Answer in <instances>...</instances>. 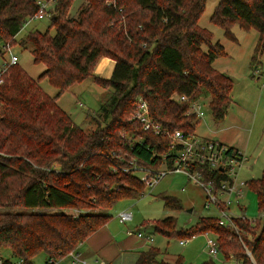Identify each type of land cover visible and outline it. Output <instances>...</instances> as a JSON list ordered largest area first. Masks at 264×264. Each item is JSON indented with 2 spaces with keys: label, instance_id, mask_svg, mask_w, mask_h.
<instances>
[{
  "label": "trees",
  "instance_id": "obj_1",
  "mask_svg": "<svg viewBox=\"0 0 264 264\" xmlns=\"http://www.w3.org/2000/svg\"><path fill=\"white\" fill-rule=\"evenodd\" d=\"M46 1L54 2L46 13L49 29L30 30L18 40L25 23L39 13L38 0H0V57L6 45L28 44L34 64L45 67L35 79L14 65L0 85L2 264H35L41 254L47 263L63 260L110 222L109 211L117 202L146 195L134 165L159 170L171 141L132 120L139 99L148 103L152 118L169 133L179 129L186 137L196 135L200 122L190 113L191 103L209 100L213 118L220 122L233 102L232 79L213 66L227 55L225 48L199 25L208 0H80L74 14L70 11L75 0ZM211 22L232 41H237L232 31L236 25L257 30L259 41L250 66L260 63L264 0H219ZM104 57L116 62L106 81L95 75ZM87 79L109 91L91 115L94 125L88 131L58 104L65 92ZM44 80L56 95L44 90ZM175 95L190 102L180 104ZM197 169L208 178L222 176L205 165ZM247 184L257 194L264 216V174ZM161 198L168 209L183 208L173 196ZM258 224L235 218V228L225 227L212 216L181 230L169 217L155 222L154 231L180 241L211 234L227 263L264 264V222L257 232ZM160 256L159 249L150 248L135 264H185L182 256L174 263Z\"/></svg>",
  "mask_w": 264,
  "mask_h": 264
},
{
  "label": "rangeland",
  "instance_id": "obj_2",
  "mask_svg": "<svg viewBox=\"0 0 264 264\" xmlns=\"http://www.w3.org/2000/svg\"><path fill=\"white\" fill-rule=\"evenodd\" d=\"M218 1L208 0L206 2L205 11L199 25L213 32L214 42H219L225 48L227 55L216 59L213 66L232 79L233 102L227 117L223 121L216 122L209 107V100L203 101L204 116L199 120L195 133L199 138L222 141L237 148L248 160L244 163V170L241 174L242 179L245 181L258 180L264 174V53L260 63L255 67H251V59L259 41L258 31L255 29L244 30L236 25L232 31L237 41H232L225 37L222 29L213 25L211 17ZM80 3V0H75L70 14L77 11ZM50 24L51 20L47 17L42 20H34L23 28L18 40L24 38L30 30L46 32ZM50 33L55 35V30L51 29ZM26 47L17 45V47L12 48V52L19 58V67H22L29 76L36 79L42 74L45 67L34 64L32 48L28 44ZM4 57L6 56L4 55ZM4 57H0V65ZM41 86L49 95H56L57 90L47 80L42 81ZM78 89H81V93L76 91V98L71 92H65L62 98L67 113L74 118L78 126L88 131L94 125L93 122L90 123L91 115L100 108V104L104 100H107L109 91L97 86L92 79H88ZM137 176L143 178L144 175L137 172ZM204 191L199 186L190 183L183 175H168L152 193L147 191L146 195L141 198L123 199L117 202L109 211L112 217L109 224L115 231L135 233L138 229H141L145 232L154 233L155 242L153 246L160 250L161 260L166 257L171 259L182 256L185 264H203L209 260H214L219 264H235L231 261L227 263L221 253L216 258L208 255L204 234H198L189 239L188 243L183 246L178 237L168 239L163 234L154 231L155 222L169 217L175 218L177 221L176 229L181 230L192 229L201 217H217L218 213L214 208L210 210L205 208L206 195ZM163 195H170L181 200L183 208L181 210L166 208L161 198ZM242 205L245 208L244 210H240L235 206L231 208L233 216H245L253 223H260L261 225L258 224L255 228L258 232L264 222V216L258 208L257 194L247 189ZM24 211L32 213L39 210L26 209ZM125 211L132 213L133 219L124 225L120 223L117 217ZM65 212L77 214L74 210ZM163 227L168 228L165 225ZM46 258L45 254H41L37 259L35 258V261L41 263ZM125 259L122 260V263L130 264V260L127 259L126 263Z\"/></svg>",
  "mask_w": 264,
  "mask_h": 264
},
{
  "label": "built area",
  "instance_id": "obj_3",
  "mask_svg": "<svg viewBox=\"0 0 264 264\" xmlns=\"http://www.w3.org/2000/svg\"><path fill=\"white\" fill-rule=\"evenodd\" d=\"M37 4L40 8L39 13L30 18L24 27L34 20L46 18V13L52 8L54 2L38 0ZM4 50L6 57L3 56V62L0 65V85L4 83L8 69L19 64V58L12 52V47L6 45ZM174 99L180 104L190 102L186 96L175 95ZM202 103L196 101L190 104V113L195 114L199 119L204 116ZM132 120L140 124L144 131H149L156 136L164 135L171 141L170 152L163 156L162 166L159 170L134 165L136 174L141 172L144 175L140 179L145 183L146 192L152 193L168 175H183L190 183L205 190V208L215 209L221 226L235 228V218L247 219L245 216H233L231 211L233 206L240 210L245 209L242 200L248 189L247 181L243 180L241 175L244 163L248 160L239 150H231L228 145L207 138H199L196 135L186 137L179 129L169 133L152 118L149 105L143 99L138 100ZM199 165L208 166L211 171L218 170L222 176L208 178L197 169ZM117 218L121 224H126L133 219V215L125 211L120 213ZM138 237L147 238L149 242L153 241L152 236L146 237L143 233H138ZM180 243L184 245L185 241H180ZM205 247L211 257L216 258L220 254L216 237L211 234H206ZM65 259H68L69 262L65 263ZM65 259L46 264H87V261L83 260L78 252H71ZM2 262L3 257L0 252V264Z\"/></svg>",
  "mask_w": 264,
  "mask_h": 264
},
{
  "label": "crops",
  "instance_id": "obj_4",
  "mask_svg": "<svg viewBox=\"0 0 264 264\" xmlns=\"http://www.w3.org/2000/svg\"><path fill=\"white\" fill-rule=\"evenodd\" d=\"M115 66H116V62L114 60L108 57H104L100 59V61L96 65L95 75L101 79H104L105 81L110 80L113 75ZM87 80H85L84 82H86ZM84 82L75 84L67 92H71L72 94H74L73 95L74 98H76L77 96L76 91L77 92L79 91V93H81V89H78V88H80V86H82ZM96 85L99 86L98 84ZM58 104L65 112H67V109L64 106L62 96L58 99ZM72 119L74 121V118ZM217 142L228 145L222 141H217ZM230 147L235 148L234 146H231V145ZM138 233H143L145 234L146 237L152 236L153 241L149 242L147 238L145 239L139 238ZM205 238H206V235H205ZM188 241L189 240H186L183 246H185L188 243ZM154 242H155V234L152 232H145L141 229H138L135 233L115 231L112 229L111 225L108 223L103 228H101L99 232H97L96 234L91 236L86 242H84L77 252L80 254L83 260L87 261V264H90V262L91 264H123L122 260L125 258H126L125 259L126 263H127L126 260L128 259L130 260L129 261L130 264H135L141 253L148 251L150 248H156L153 246ZM160 258L161 257H159V260H161ZM176 259L177 257H174L171 259H168L166 257L162 261H165L167 263H174ZM65 260H66L64 261L65 263L69 262L68 259H65ZM47 261L48 259L46 258V260L41 263H37L35 261V264H46ZM231 262H234L235 264H241L240 262H237L235 260H232Z\"/></svg>",
  "mask_w": 264,
  "mask_h": 264
}]
</instances>
